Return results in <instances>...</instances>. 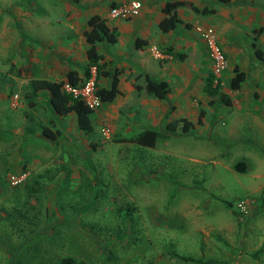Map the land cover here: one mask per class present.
I'll list each match as a JSON object with an SVG mask.
<instances>
[{
    "label": "rangeland",
    "instance_id": "obj_1",
    "mask_svg": "<svg viewBox=\"0 0 264 264\" xmlns=\"http://www.w3.org/2000/svg\"><path fill=\"white\" fill-rule=\"evenodd\" d=\"M120 2L0 0V264H56L65 255L84 264H198L172 251L203 264H264V0H196L217 8L199 14L206 34L237 51L221 48L226 65L217 78L230 104L206 102V34L196 23L181 27L184 57L174 62L189 65L195 83L185 101L196 98L189 108L207 113L188 134L179 127L151 148L126 139L146 128L171 130L150 125L144 90H127V71L122 94L92 110L89 134L72 113L53 111L48 91L28 87L30 78L58 80L67 69L82 75L86 19L96 13L114 25L107 13ZM187 36L194 46H185ZM95 46L102 58L117 49ZM129 58L137 68L139 57ZM235 63L246 75L241 97L228 86ZM237 160L247 163L245 173L230 168ZM241 201L243 209L235 205Z\"/></svg>",
    "mask_w": 264,
    "mask_h": 264
},
{
    "label": "crops",
    "instance_id": "obj_2",
    "mask_svg": "<svg viewBox=\"0 0 264 264\" xmlns=\"http://www.w3.org/2000/svg\"><path fill=\"white\" fill-rule=\"evenodd\" d=\"M119 1L122 2L124 0ZM140 1L142 4V9L141 11H139V14L137 16L128 19L113 18L112 21H116L117 23L114 25H110V27H114L116 29L117 39L112 44L116 43L117 49L114 51V54H112V56H109L108 58L104 56L103 61H111L114 57L122 60L121 62L120 60L115 62V65H113L121 69V72L118 74L117 83V88L120 94H118L117 96H120L122 94L120 86L123 80H127V77L124 74V72L126 71L129 75V83L127 84L126 82V88L129 91L136 89L135 85H138L143 89L144 73L148 74V76L154 80H164L167 83L168 92L166 93V96L163 99L156 98L151 94L146 93L145 91L143 93L144 97L142 100V106L144 107L146 119L152 120L150 123L152 127H154L153 121L156 123L162 122L163 127L166 123L170 121H175V128L171 130L169 134L159 128L155 129L159 133L158 137L155 140V145L157 144L160 138L164 139L170 136V134L177 133L176 130L179 127L181 128V122L179 121V119L181 118H185L191 122V125L189 126L188 130L182 131V134H188L189 130L195 127L197 114L195 115L196 112L192 111L189 106H197V99H191L190 105H188L185 101L187 96H189L190 91L195 88V83L193 82L192 77L193 73L188 67L189 65L182 67L179 64H175L174 59L177 56H174L173 54L181 52L179 50V48H181L182 43V31H179L181 27H189V25H192L191 27H193L195 25L194 23H196L198 27L202 28L205 22L202 18H200L201 16H199V14H208L197 13L191 10L190 8L178 6L176 8V17L178 18V21L176 22L175 27L169 31L163 32L158 28L157 23L164 16V14L161 12V7L166 0H160L157 4H155L154 0ZM181 1H188L199 9L202 7L208 8L206 4H203L202 6L196 4V0ZM155 8H157L158 10L157 16ZM212 9H214L213 13L217 11V8ZM225 9L221 10L220 12L222 16H224L225 14ZM180 12L182 13L181 17ZM136 38L144 40L145 44H142L139 48H135L134 41ZM186 38L187 41L185 43V46H187L188 48L194 46L193 44L196 43V41L192 39L191 36H187ZM220 38L222 39V37L219 36L218 39ZM218 44L219 46H221L220 48H223V50H227V52L229 53L237 52L234 46H231L230 44H224L223 41H219ZM130 53H133L136 55V57H139V64H135L137 68H133L132 66L128 67L125 62L126 59H130ZM180 54V58L182 57L183 59V53ZM135 61L136 59L134 60V62ZM234 65H236V63L233 64L232 67ZM126 68H128V70ZM139 69H141V71H139ZM137 75L139 76L135 78V76ZM241 86L238 90H234L238 97H241ZM204 96L205 98H207V101L206 99L205 101L208 103L209 98L206 97V95ZM169 97L173 101V103L168 107V105H165L164 99ZM237 101L239 102V98L236 100V102ZM170 107L171 109L169 110ZM201 109H203L204 111V115L201 118V120H203L205 119V114L207 113V110L206 107ZM210 110L208 112H212ZM70 113H72L73 117L75 118L74 113ZM158 126L159 124H157V127ZM240 161H243L244 165H241ZM243 166L245 167V170L241 172L240 169L243 168ZM230 168L232 170H236L237 172L245 173L247 171V163L245 162V160H237L232 165H230ZM235 205H238V202Z\"/></svg>",
    "mask_w": 264,
    "mask_h": 264
},
{
    "label": "trees",
    "instance_id": "obj_3",
    "mask_svg": "<svg viewBox=\"0 0 264 264\" xmlns=\"http://www.w3.org/2000/svg\"><path fill=\"white\" fill-rule=\"evenodd\" d=\"M221 3H226L228 0H216ZM114 6V5H113ZM178 6H184L190 8L191 10L201 13V14H212L214 9L212 8H197L192 3L188 1L181 0H166L162 7L161 12L164 16L158 21V28L163 31H169L173 29L178 21L176 17V8ZM82 35L86 47L84 50L86 65L83 70V74L79 73L74 69H67L64 72V77L58 80H49L45 78H30L28 81V87L32 93H35L39 90L48 91V100L53 111L59 115H66L70 112L74 113L76 126L83 133L89 134L93 130L92 122L90 119V114L92 110L88 108L78 97L72 96L69 92H66L62 86L65 82L71 85H77L84 79H87L91 76V68L94 69V86L95 93L101 102H111L113 99L120 94L117 83H118V74L121 72V69L113 66L109 67L100 53H98L95 43L105 41L108 43H114L117 39V32L114 27H110L105 17H102L96 13L91 14L86 19V28L83 29ZM142 44H145V41L142 39L136 38L134 41V47L139 48ZM257 54H260L258 49L255 50ZM174 56L180 57V53H174ZM233 74L229 77L228 86L231 90H238L241 86V83L245 80V72L240 69L237 65L232 67ZM139 75L135 76L137 78ZM100 78H107L109 83L107 87L98 84ZM144 85L143 89L146 93L151 94L152 96L163 99L168 92L167 83L164 80H154L148 76V74H143ZM136 90H139L141 87L135 85ZM203 93L209 98L208 103L221 102L226 105L230 104L229 96L221 91L220 83L218 80L214 82V76L210 72L206 77L202 85ZM171 107L169 108V110ZM204 115L203 109L199 108L197 113L196 122L200 123L202 116ZM181 122V130H188L191 122L185 118L179 119ZM166 129L173 130L175 128V121H170L164 126ZM41 134L47 138L55 139L58 135L57 131H51L46 127H41ZM159 133L155 129L146 128L141 130L136 134L135 137L126 139L127 141H133L136 144L144 147L151 148L154 146L155 140L158 137ZM91 146H94L93 143H90ZM241 165H244L243 161H240ZM245 167L240 169L244 171ZM228 206L231 205L229 201L226 202ZM171 255L183 262H192L203 264L205 261L201 259L192 258L190 256L179 255L175 252H171ZM208 262V261H207ZM206 262V263H207ZM56 264H84L82 261L74 258L70 255H65L60 257L57 260ZM148 264H153L149 262Z\"/></svg>",
    "mask_w": 264,
    "mask_h": 264
},
{
    "label": "built area",
    "instance_id": "obj_4",
    "mask_svg": "<svg viewBox=\"0 0 264 264\" xmlns=\"http://www.w3.org/2000/svg\"><path fill=\"white\" fill-rule=\"evenodd\" d=\"M141 8L140 0H124L112 6L107 15L109 18L128 19L135 17L139 14ZM206 30L202 28L201 34H206ZM205 47L210 61V72L214 76V82L219 78L220 73L225 68V59L222 50L212 34H206ZM62 88L69 92L72 96L78 97L88 108L94 110L101 104L100 99L95 93L94 76L84 79L77 85H71L65 82ZM24 174L14 175L9 178L12 184L19 183ZM238 208L243 209L242 201L236 205Z\"/></svg>",
    "mask_w": 264,
    "mask_h": 264
}]
</instances>
